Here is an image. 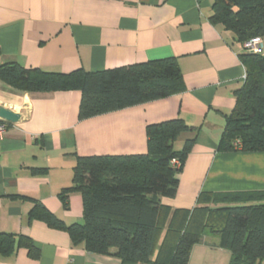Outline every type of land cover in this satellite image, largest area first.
Returning a JSON list of instances; mask_svg holds the SVG:
<instances>
[{
  "label": "crops",
  "instance_id": "crops-1",
  "mask_svg": "<svg viewBox=\"0 0 264 264\" xmlns=\"http://www.w3.org/2000/svg\"><path fill=\"white\" fill-rule=\"evenodd\" d=\"M211 5L212 0H0V65L99 72L173 58L184 83L181 93L79 120L78 91L30 95L0 82V108L19 115L16 123L6 121L0 137V233L28 237L39 251L34 259L18 248L0 255V264H121L116 249L109 255L87 252L67 232L29 213L37 201L66 225L81 223L80 194L68 196L67 208L58 197L72 185L76 157L146 154L151 124L180 118L193 129L174 143L180 150L194 140L177 193L161 198L162 205L192 210L203 193L264 191V152L217 151L245 68L242 45L210 22ZM208 236L213 235L197 245L221 250L218 237L211 244Z\"/></svg>",
  "mask_w": 264,
  "mask_h": 264
},
{
  "label": "trees",
  "instance_id": "trees-1",
  "mask_svg": "<svg viewBox=\"0 0 264 264\" xmlns=\"http://www.w3.org/2000/svg\"><path fill=\"white\" fill-rule=\"evenodd\" d=\"M210 22L230 32L241 45L264 39V0H212ZM263 51V50H262ZM243 85L226 116L217 151L264 152V52L245 53ZM0 82L20 93L78 91V119L85 120L184 91L175 59H164L99 72L81 68L69 73L0 65ZM193 129L178 118L146 127L147 153L119 156H77L72 185L58 197L67 208L68 196L82 200V222L66 225L34 203L29 216L48 227L64 230L87 252L114 255L121 264H188L192 248L203 236L219 239L230 253L229 264H264V191L203 193L192 210H171L161 198H174L178 174L194 140L174 149L178 137ZM177 160L175 169L171 161ZM24 248L31 258L39 251L30 238L0 233V255Z\"/></svg>",
  "mask_w": 264,
  "mask_h": 264
},
{
  "label": "rangeland",
  "instance_id": "rangeland-1",
  "mask_svg": "<svg viewBox=\"0 0 264 264\" xmlns=\"http://www.w3.org/2000/svg\"><path fill=\"white\" fill-rule=\"evenodd\" d=\"M216 237L208 236L205 240L207 243H215ZM208 247V248H207ZM212 246L195 245L192 249L188 264H229L230 253L225 249H211Z\"/></svg>",
  "mask_w": 264,
  "mask_h": 264
},
{
  "label": "built area",
  "instance_id": "built-area-1",
  "mask_svg": "<svg viewBox=\"0 0 264 264\" xmlns=\"http://www.w3.org/2000/svg\"><path fill=\"white\" fill-rule=\"evenodd\" d=\"M242 50L245 53L253 55L262 54V40L260 38H253L242 45ZM7 128V122L0 118V137L3 136ZM171 166L175 169L180 167V163L177 160L171 161Z\"/></svg>",
  "mask_w": 264,
  "mask_h": 264
},
{
  "label": "water",
  "instance_id": "water-1",
  "mask_svg": "<svg viewBox=\"0 0 264 264\" xmlns=\"http://www.w3.org/2000/svg\"><path fill=\"white\" fill-rule=\"evenodd\" d=\"M0 118L10 123H16L19 120V115L1 107Z\"/></svg>",
  "mask_w": 264,
  "mask_h": 264
}]
</instances>
